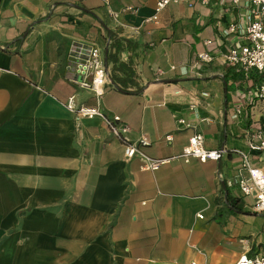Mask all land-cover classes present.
<instances>
[{
  "label": "crops",
  "instance_id": "crops-1",
  "mask_svg": "<svg viewBox=\"0 0 264 264\" xmlns=\"http://www.w3.org/2000/svg\"><path fill=\"white\" fill-rule=\"evenodd\" d=\"M247 14L232 0H0V264H236L264 251V213L238 185L241 152L264 169L250 147L264 139V73L226 61ZM83 40L104 48L100 98L66 67ZM70 96L121 116L131 142L148 134L150 157L181 154L196 133L227 152L144 170Z\"/></svg>",
  "mask_w": 264,
  "mask_h": 264
},
{
  "label": "built area",
  "instance_id": "built-area-1",
  "mask_svg": "<svg viewBox=\"0 0 264 264\" xmlns=\"http://www.w3.org/2000/svg\"><path fill=\"white\" fill-rule=\"evenodd\" d=\"M108 2L109 0H105ZM192 0H157V10H161L172 2H187ZM205 1V0H204ZM234 6L248 9V26L245 32L246 42L231 47L226 53V61L229 65L239 66L245 70L256 69L264 73V0H232ZM122 12L135 15L137 9L126 6ZM119 11H111L114 17L119 15ZM236 27L230 31H236ZM67 70L75 73L78 78L75 82L81 87L93 90L100 98L103 96L105 88L109 85V70L105 62L104 48L93 41H76L71 44L68 51ZM199 62L210 63L214 55L203 51L198 54ZM257 97H264V83L255 91ZM67 108L79 120L81 118H101L111 132L118 138L125 139V155L127 157L139 156L144 170H157L161 165L171 158L182 157L185 161L191 158H198L201 161L219 160L227 152L226 148L208 149L204 145V136L201 133L192 135L187 145L182 149L181 154L173 157L153 158L148 156L143 148L151 144V138L144 133L136 142H131L126 138L130 131V126L122 121L121 116L115 114L107 115L98 105L86 106L79 104L75 96H70L67 100ZM180 123L189 125L183 119ZM171 140V137H168ZM253 150L264 149V139L259 143H250ZM242 169L238 174V185L244 196L253 200V208L258 213H264V169L250 163L248 154L242 153ZM203 217V215H199ZM236 264H264V251H257L253 254L245 253L241 255Z\"/></svg>",
  "mask_w": 264,
  "mask_h": 264
},
{
  "label": "trees",
  "instance_id": "trees-1",
  "mask_svg": "<svg viewBox=\"0 0 264 264\" xmlns=\"http://www.w3.org/2000/svg\"><path fill=\"white\" fill-rule=\"evenodd\" d=\"M127 42H128V40H126ZM121 40L120 41H117V42H115V47H116V49H117V52H118V50L120 49V47H121ZM109 58H110V54H109Z\"/></svg>",
  "mask_w": 264,
  "mask_h": 264
}]
</instances>
